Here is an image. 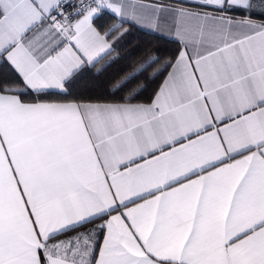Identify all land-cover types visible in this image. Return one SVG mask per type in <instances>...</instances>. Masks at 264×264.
<instances>
[{
  "label": "snow or ice",
  "instance_id": "obj_1",
  "mask_svg": "<svg viewBox=\"0 0 264 264\" xmlns=\"http://www.w3.org/2000/svg\"><path fill=\"white\" fill-rule=\"evenodd\" d=\"M0 264H264V0H0Z\"/></svg>",
  "mask_w": 264,
  "mask_h": 264
},
{
  "label": "trees",
  "instance_id": "obj_2",
  "mask_svg": "<svg viewBox=\"0 0 264 264\" xmlns=\"http://www.w3.org/2000/svg\"><path fill=\"white\" fill-rule=\"evenodd\" d=\"M146 39H147V37H145ZM169 46H171V45H169Z\"/></svg>",
  "mask_w": 264,
  "mask_h": 264
}]
</instances>
